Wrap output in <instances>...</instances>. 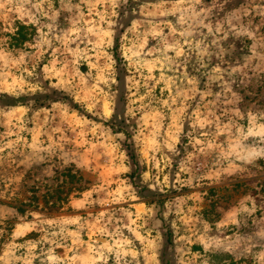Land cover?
I'll return each instance as SVG.
<instances>
[{
    "label": "rangeland",
    "instance_id": "rangeland-1",
    "mask_svg": "<svg viewBox=\"0 0 264 264\" xmlns=\"http://www.w3.org/2000/svg\"><path fill=\"white\" fill-rule=\"evenodd\" d=\"M0 264H264V0H0Z\"/></svg>",
    "mask_w": 264,
    "mask_h": 264
},
{
    "label": "trees",
    "instance_id": "trees-1",
    "mask_svg": "<svg viewBox=\"0 0 264 264\" xmlns=\"http://www.w3.org/2000/svg\"><path fill=\"white\" fill-rule=\"evenodd\" d=\"M17 39L16 42H20L22 38H24V34L21 32V28H18L17 31L15 32Z\"/></svg>",
    "mask_w": 264,
    "mask_h": 264
}]
</instances>
